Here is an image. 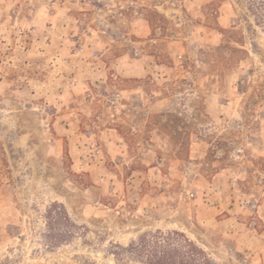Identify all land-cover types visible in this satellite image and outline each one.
Instances as JSON below:
<instances>
[{"label": "rangeland", "instance_id": "obj_1", "mask_svg": "<svg viewBox=\"0 0 264 264\" xmlns=\"http://www.w3.org/2000/svg\"><path fill=\"white\" fill-rule=\"evenodd\" d=\"M165 249L264 264V0H0V264Z\"/></svg>", "mask_w": 264, "mask_h": 264}, {"label": "trees", "instance_id": "obj_2", "mask_svg": "<svg viewBox=\"0 0 264 264\" xmlns=\"http://www.w3.org/2000/svg\"><path fill=\"white\" fill-rule=\"evenodd\" d=\"M177 236L181 237L182 242L185 245L192 247L193 250L196 251V253L197 252L201 253V251H199V249H197V247L193 243H191L184 235H178V233H177ZM167 245H169V244H167ZM170 246L171 245H169V247ZM147 247H149V240L144 238L141 240V243L139 244V249H143V251H146ZM167 247H166V249H167ZM166 249H165V251L162 252L163 255L160 258H153L151 255V256L146 257V259L142 263L143 264H169L170 258L168 257V255H166V253H167ZM170 250H169V253H171ZM207 261H208V259H207ZM178 264H181V263H178Z\"/></svg>", "mask_w": 264, "mask_h": 264}, {"label": "crops", "instance_id": "obj_3", "mask_svg": "<svg viewBox=\"0 0 264 264\" xmlns=\"http://www.w3.org/2000/svg\"><path fill=\"white\" fill-rule=\"evenodd\" d=\"M50 11H52V12H50ZM57 11H58V9H56V8H50V10H48V7H45V10L43 11L44 13L42 16L43 17L42 21H49L50 20L52 23V26H54L55 22H57V20H59V18L56 17ZM49 14H51V15H49Z\"/></svg>", "mask_w": 264, "mask_h": 264}, {"label": "built area", "instance_id": "obj_4", "mask_svg": "<svg viewBox=\"0 0 264 264\" xmlns=\"http://www.w3.org/2000/svg\"><path fill=\"white\" fill-rule=\"evenodd\" d=\"M53 6H57V4L56 3H53ZM50 12H52V11H50Z\"/></svg>", "mask_w": 264, "mask_h": 264}]
</instances>
